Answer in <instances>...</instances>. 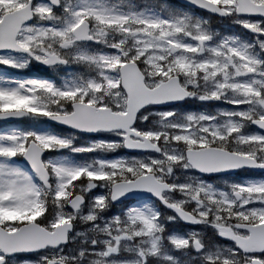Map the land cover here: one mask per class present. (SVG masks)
<instances>
[{"label":"snow or ice","instance_id":"1","mask_svg":"<svg viewBox=\"0 0 264 264\" xmlns=\"http://www.w3.org/2000/svg\"><path fill=\"white\" fill-rule=\"evenodd\" d=\"M0 66V264H264V0H0Z\"/></svg>","mask_w":264,"mask_h":264},{"label":"trees","instance_id":"2","mask_svg":"<svg viewBox=\"0 0 264 264\" xmlns=\"http://www.w3.org/2000/svg\"><path fill=\"white\" fill-rule=\"evenodd\" d=\"M168 2L169 3H176L174 0H168ZM187 107L189 110H192V111H198V110L202 109L201 106L199 104H196V103H192V104L188 105ZM211 107H213V104H211L209 106L208 110H212Z\"/></svg>","mask_w":264,"mask_h":264},{"label":"rangeland","instance_id":"3","mask_svg":"<svg viewBox=\"0 0 264 264\" xmlns=\"http://www.w3.org/2000/svg\"><path fill=\"white\" fill-rule=\"evenodd\" d=\"M7 71H9L10 72V70L8 69ZM11 72H14V70H12ZM25 75H30V74H38V73H36V72H33V71H29V70H25V73H24ZM38 75H40V74H38ZM41 76V75H40ZM220 106H219V108H216V109H223V108H228V107H230V106H228V105H226V104H221V103H218ZM215 109V110H216ZM4 127V124H1L0 123V129H2ZM125 151V150H124Z\"/></svg>","mask_w":264,"mask_h":264}]
</instances>
